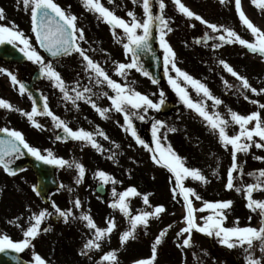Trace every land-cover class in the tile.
Instances as JSON below:
<instances>
[{
	"label": "snow or ice",
	"instance_id": "snow-or-ice-1",
	"mask_svg": "<svg viewBox=\"0 0 264 264\" xmlns=\"http://www.w3.org/2000/svg\"><path fill=\"white\" fill-rule=\"evenodd\" d=\"M227 0H219L220 4H225ZM84 9L91 13L95 18L109 27L111 35L116 43L121 44L124 56L127 62L113 61L115 74L122 78L123 83L113 79L105 70L100 62L95 60L90 52L96 51L89 45L84 48L83 44H88L84 27L79 24V17L71 12V5L67 8L62 7L57 0H16V8L29 15L30 31L32 36L27 35L19 28L15 21L9 23H0V45H11L23 55V57L32 64L38 66L39 75L47 79L54 89L59 90L62 94L63 101L71 104L79 111V102L90 107L104 120L110 118L112 112L118 113L123 117V122L116 121L122 131L131 136L136 145L142 147L150 154L151 162L165 169L169 175V183L172 185L170 191L172 199L181 204L183 215L181 223L183 226L177 232V247L183 249L192 246L193 233H200L209 238H215L220 245L228 249L237 247L243 248L245 255V264H264V260L256 258L252 252L254 243L258 242L260 251L264 253V200L254 198V192H264V169L258 172L247 173L255 178V183L245 184L243 182V166L238 160V155L243 153L247 155L252 148L264 149V103L253 96H264V87H254L249 79L241 75L226 60L218 59L217 63L223 71L230 74L239 82V87L223 79L226 89L235 90V94L243 97L252 105H256L259 110L249 114H240L232 108L227 107L226 114L216 110L224 101L216 97L211 89L201 80L196 79L187 71L178 66L177 53L167 40V35L174 31V20L166 15V0H131V4L142 9V16H138L135 9L126 11L127 19L116 14L113 8L106 6L102 0H81ZM154 3L158 5V14L154 12ZM175 10L186 20L190 22L189 26L195 28L194 22H199L207 29L211 30L214 35L205 32L202 38L196 39V44L203 43L208 46L211 44L213 50H218L225 45H239L251 54H258L264 58V29L256 26L253 21L246 15L242 0H234L235 12L242 26L246 28L254 38L252 41L242 38L234 29L210 22L202 15L198 14L187 6L183 0H171ZM251 3L264 12V0H251ZM108 4L116 5V0H108ZM118 8L119 5H116ZM5 10L0 8V22L7 20ZM154 29L158 33L157 39L160 48L163 51V69L164 76L167 78L168 85L179 98L180 102L190 111L194 112L203 122L204 126L209 129L210 133L216 136L218 142L223 148L230 151L231 164L226 173L225 189L243 193L246 200V207L250 212H256L261 217V227H226L227 211L232 207L233 201H204L203 197L193 187L186 186L185 181L192 180L201 184H208L210 181L203 172L195 167H189L186 158L181 157L171 143H164L167 140V133L178 131L176 127L169 126L165 121L149 117L150 111L160 112L165 105L166 97L163 89L159 91V100L154 101L149 95L143 94L136 90V81L129 80L130 73H140L151 80L153 85H158L159 81L153 77L141 63V56L145 52H152L151 41L154 35ZM33 39L35 43H33ZM38 49H42L54 59L77 55L80 60V67L83 74L87 77L89 85L81 86L77 80L73 86L65 81L61 72L53 65L51 60H46ZM109 58H110V54ZM107 63V60L105 61ZM0 73L5 74L13 87L18 86L21 96L27 93L32 99L31 111H24L15 108L9 101L0 98V109L15 111L26 117L30 125L39 131H45L43 124L39 123L36 117L44 116L51 120L54 129L59 130L60 134L55 136L56 141L77 142L84 147H91L98 153L104 154L109 152L107 159L117 163V153L111 149H105L99 142L98 137L105 141H110V137L99 126L94 131L85 130L84 128L73 129L69 123L56 115L48 105V98L41 96L42 107L38 106L37 100L32 96L26 84L21 82L13 72L0 67ZM174 73V75H173ZM107 88L111 90L97 93L94 88ZM189 88L194 90L199 99H193ZM152 95H156L153 93ZM105 97L110 101L109 107L99 106L93 97ZM208 101H211L209 111ZM146 119L151 120V137L152 143H146L138 134L134 121L144 122ZM91 123V122H89ZM235 127L238 130L234 134H229L228 129ZM166 130V131H163ZM5 138H0V169L9 176H16V169L11 167L14 160L19 159L25 154L32 156L35 161L43 165L53 166L57 169L75 170V184L83 183L86 168L79 161L68 160L57 156L51 149H40L32 146L25 138V135L18 130L8 127L0 128ZM116 149L120 145L115 141H110ZM154 145V146H153ZM132 145H129L131 147ZM256 160L264 161V156H254ZM135 163V161H134ZM23 170V169H22ZM235 174V175H234ZM213 175H218L213 172ZM99 179L101 187L111 183L116 185L122 181L116 180L115 177L103 170L95 173ZM131 173H129V178ZM154 178V177H153ZM240 179L239 186L236 180ZM61 188H67L69 193L74 189L63 184ZM32 191L41 195V189L32 186ZM2 192V189H0ZM151 193H141L136 186H129L122 192H117L112 188L113 200L109 207L118 211L128 219L129 228L123 231L119 236L120 246L124 247L130 240L137 238V230L143 228L147 230L150 220L160 219L162 214L167 212L164 205H152L150 203ZM140 197L144 205L148 206L150 211H139L133 214L131 209V200ZM99 198V197H98ZM179 198V199H178ZM194 201H201L202 206L196 207ZM73 207L77 210L83 208L79 198L71 201ZM51 209L47 208L38 212L28 209L30 215L27 217L28 226L20 224L23 217H16L9 220L8 223L18 227L22 231V239L13 240L7 234H0V253H23L27 249H32L31 264H50V261L35 252V243L42 234L51 230V227L42 225L50 220L54 215L61 218L65 224L72 221H80L91 233L90 238L83 243L78 254L91 259V253L100 251L102 244L110 241L112 233L116 230L117 224L114 217L106 221V227H99L91 216L90 212L81 211L80 215H75L72 208L62 210L55 201L50 204ZM208 212L206 216H197V213ZM251 220V217H249ZM202 221V223L200 222ZM173 225L163 228L155 237L151 245V256L149 258L139 259L134 264H155L158 256V248L164 242L169 230ZM97 264H119L118 250H110L104 253Z\"/></svg>",
	"mask_w": 264,
	"mask_h": 264
},
{
	"label": "rangeland",
	"instance_id": "rangeland-1",
	"mask_svg": "<svg viewBox=\"0 0 264 264\" xmlns=\"http://www.w3.org/2000/svg\"><path fill=\"white\" fill-rule=\"evenodd\" d=\"M183 2L210 22L230 27L242 38L249 41L254 39L250 32L241 25L235 12L234 0H227L225 4H220L219 0H183ZM166 4V15L170 18L174 17V19L176 16L178 17L172 25L174 31L166 37L177 53L178 66L205 83L216 97L224 101V104L220 105L216 110L224 114L227 112L226 106L240 114H249L259 110L256 105H252L248 101H245L242 96L235 94L234 89L230 91L225 88L223 79L228 80L229 83L236 85V87H239V82L230 74L223 71L217 61L218 59L226 60L236 71L246 76L254 87L261 88L264 87V59L257 54L249 53L238 44L225 45L218 50L211 48V44L214 43L211 40L208 42L207 47L202 44H194L193 39L202 37L205 32L209 33V35L214 34L199 22H194L196 24L195 28L190 27V22H186L175 10L171 0H166ZM242 6L246 15L253 23L261 29H264V12L256 8L251 3V0H242ZM0 8L5 10L6 16L8 17L7 20L0 23L7 24L9 21H15L19 25V28L27 35H33L30 31L29 15L23 11H18L15 4L8 3L4 7L0 6ZM130 9H135L137 15L142 16V9L132 5L131 1L127 0H123V10L119 16L127 19L126 11ZM154 12L156 14L159 12L158 5L155 3ZM157 36L158 33H156ZM190 38H192V42H190ZM33 43H35L34 39ZM156 46L160 57L163 59V51L159 46L158 39ZM121 61L127 62L124 53ZM64 64L66 65L68 63L66 62ZM0 67L16 74L20 81L25 79L29 80L32 73L38 69V66L32 64L30 61L22 65H9L0 62ZM56 69L59 72L62 70V68ZM162 72L164 73V69H162ZM128 78L129 80L136 81V90L149 95L154 101L159 100V91L161 89L165 93V102L175 103L177 101L178 104L169 113L161 114L160 112L150 111L148 116L154 115V118L163 120L169 126L178 129L175 133H167V140L164 143H171L175 151L181 157L186 158L187 166L200 169L210 181V183L204 185L196 181L187 180L185 181L186 186L193 187L203 197L204 201H233L232 207L227 211L226 227H261L260 215L256 212H250L245 206L246 200L244 194L242 192L238 193L234 190L229 191L225 189L226 173L231 164L230 151L223 148L216 136L211 134L209 129L204 126V122L180 102L179 98L168 85L167 78L165 77L158 85H153L147 77H144L134 70ZM39 82L36 85V89L38 90L41 89V83ZM123 82L121 78V83ZM188 90L193 99H199L194 90L191 88ZM153 93H156V95H152ZM248 95L264 103V96L256 97L251 93H248ZM0 98L9 101L15 108L31 111V99L26 94L21 96L18 91V86L13 87L10 79L3 73H0ZM207 103L209 105V111H213L211 108L212 102L208 101ZM0 117L6 119L7 127L10 129H14L18 125L24 128L27 134L26 140L32 146L42 150L51 149L57 156L63 150V148L57 146L50 127L44 125L46 130L39 131L30 125L26 117L15 111L0 109ZM36 119L38 120L37 117ZM38 122L41 123L39 120ZM75 127L76 129L84 128L85 130H89L92 127L95 128L94 126H84L79 123H76ZM99 128L101 129L100 126ZM237 130L235 127L228 129L229 134H234ZM124 138L126 139L125 135ZM254 156H264V149L252 148L247 155L243 153L238 155V160L243 166L244 175L242 179L245 184L256 182L255 178L247 175V173L258 172V170L264 169V161L256 160L253 158ZM79 162L84 164L83 157L80 158ZM128 162L130 169L133 167L136 170L138 190L141 193H151L149 197L150 203L152 205H164L167 212L162 214L160 219L150 220L147 230L143 228L137 230L135 246H131L132 240L128 242V247L123 249L121 264H134V262L131 263L133 257L136 259L135 261L149 258L151 256V245L155 237L163 228L170 224L173 227L169 230L164 242L158 248V256L155 264H213L212 261L214 258V264H245L246 253L243 248L228 249L220 245L215 238H209L200 233H193L191 247L183 250L177 247V243H182V238L178 241L176 234L183 226L181 223L183 209L180 203L172 199V193L170 191L172 185L169 183L170 174L165 169L154 165L151 162L150 154L140 146L136 148L135 152L130 154ZM130 171L128 170V172ZM213 172H217L218 175L214 176ZM107 173L113 177L116 175L110 167L107 168ZM240 183V179H237V186ZM109 184L111 188L106 189L109 192H106L104 197L113 198V186L111 183ZM253 195L255 199L264 200V192L256 191ZM194 203L196 207L202 206L201 201H194ZM130 206L132 209L133 204ZM134 210L137 213L139 211H150L151 209L144 205L142 199L138 197ZM109 213L112 214V212ZM208 214V212L197 213V216H206ZM249 217H251V220H249ZM200 222L202 223V221ZM123 224L124 229L127 230L129 228L128 219L124 218ZM114 249L115 246L113 244L112 250ZM252 254L256 258L264 260V253L260 251L258 242L254 243Z\"/></svg>",
	"mask_w": 264,
	"mask_h": 264
},
{
	"label": "flooded vegetation",
	"instance_id": "flooded-vegetation-1",
	"mask_svg": "<svg viewBox=\"0 0 264 264\" xmlns=\"http://www.w3.org/2000/svg\"><path fill=\"white\" fill-rule=\"evenodd\" d=\"M131 1V0H127ZM57 2L62 6L67 8L71 5V12L79 17L80 26L84 27L86 37L89 41L88 44H83L84 48H88L89 45L96 51L90 52L95 60L100 62L109 75L121 82V77L115 74V67L113 61L122 62L123 59V48L121 44L116 43L113 39L109 27L98 21L95 16L87 12L82 6L81 0H57ZM102 2L116 11L117 15H120L123 10V0H116V5L108 4V0H102ZM15 4L16 0H0V6H6L7 4ZM120 46V47H119ZM40 51V50H39ZM42 55L45 54L40 51ZM110 54V58L109 55ZM51 60L54 67L62 68L61 74L69 86H73L77 80L80 81L81 86H91L89 85L87 77L83 74L80 67V60L77 55L63 57L59 59H49ZM107 60V63L105 61ZM68 64H64V63ZM41 89L39 90L42 96L48 98V105L50 109L62 119L69 123V126L76 129V123L84 126H100L101 129L107 133L110 137V141H115L120 145L119 149H116L110 141H105L98 137L99 142L104 146V148L111 149L117 153V163L107 159L109 155L108 151L102 155L98 153L95 149L91 147H84L77 142L71 141L68 144L57 143L58 147L63 148L60 151L59 156L68 160L75 159L80 160L83 157L84 166L86 168V175L83 183L80 185L75 184L76 173L75 170L69 169H57L54 167L53 176L58 185V188L48 192L43 197L37 196L32 191V186H36V178L34 173L29 168H24L17 172L16 176L7 175L2 169H0V234H7L13 240L22 239V231L20 228L13 226L8 223L9 220H13L16 217H23L19 221L20 224L24 225L26 228L28 226L27 217L30 215L28 209L31 208L33 212H38L43 209H48L49 211H54L51 209L50 204L52 201L62 209L66 210L72 208L75 215H80L81 211L90 212L94 221L99 227H106V221L110 217H114L117 228L112 233L110 241L102 244V249L100 251H94L91 253V259L78 254L82 245L88 238H90L91 233L80 221H72L65 224L61 218L53 216L50 220L46 221L43 227H51V230L47 233L42 234L35 243V252L39 253L42 257L50 261V264H97L101 256L112 250L113 244L115 250H118L119 264L122 263L123 249L128 247V243L121 248L119 236L125 231L123 227L124 216L118 211H114L109 207L113 198L104 197L107 191L110 189L111 185L107 184L102 187L104 191V196L97 194V188L101 187L100 181L96 178L95 173L98 170H103L107 173V168L110 167L113 172H115V178L122 183L112 185L116 188L117 192L124 191L129 186H136L137 183V173L136 170L129 165V156L136 151L139 146L135 144L131 136L124 134L122 129L118 126L116 121L123 122V117L115 112L110 114L108 120L102 119L91 107L90 105L84 104L83 101L79 102V111H77L71 104H67L62 99V94L59 90L54 89L51 83L41 77L40 82ZM97 93L101 91H108L111 95V90L106 87L103 89L94 88ZM96 103L101 107H109L110 101L105 97L96 96L93 97ZM154 112V111H152ZM154 117V115H150ZM38 120L43 125L50 127V131L55 135L59 130L53 128L50 118L39 116ZM148 120V121H147ZM144 122L134 121L137 128L138 134L145 140L146 143H151V120L147 119ZM91 122V123H89ZM7 127V122L4 117H0V128ZM18 127V128H17ZM95 128H90L89 131H94ZM15 130L21 131L25 138L27 137L26 130L20 125L14 128ZM126 136V139L124 138ZM129 145H132L129 147ZM128 170H131L128 172ZM129 173L131 177L129 178ZM63 184L69 188L74 189L73 192L69 193L67 188H61L60 185ZM80 195V196H79ZM99 197V198H98ZM79 198L82 202L83 208L77 210L73 207L71 201ZM138 201V197L131 200L132 212L136 214L135 202ZM109 212H112L110 214ZM127 219V218H126ZM136 240H132L131 246H135ZM133 252V251H132ZM32 249H27L23 253L8 252L0 256V264H31L32 260ZM136 259L131 260V263L135 262ZM215 263V259H213Z\"/></svg>",
	"mask_w": 264,
	"mask_h": 264
},
{
	"label": "water",
	"instance_id": "water-1",
	"mask_svg": "<svg viewBox=\"0 0 264 264\" xmlns=\"http://www.w3.org/2000/svg\"><path fill=\"white\" fill-rule=\"evenodd\" d=\"M156 38L155 29L152 44V52H145L141 56V63L144 68L159 82L164 79L163 73L160 71L162 68V61L158 55V51L155 48ZM47 54V53H46ZM48 55V54H47ZM49 56V55H48ZM50 57V56H49ZM0 60L6 63H17L22 64L26 62V59L18 51V49L13 48L11 45H0ZM40 79L39 72L34 73L30 82H23L26 84L28 90L32 93V96L37 100L38 106L42 107V100L40 94L33 89V85ZM171 106L165 104L161 112H167ZM60 134V133H59ZM0 138H5L3 133H0ZM30 167L37 178V188L41 189V194L48 192L55 188V183L52 176V167L49 165H43L35 161L33 157L28 154L23 155L19 159L14 160L11 167L14 169L22 167Z\"/></svg>",
	"mask_w": 264,
	"mask_h": 264
},
{
	"label": "trees",
	"instance_id": "trees-1",
	"mask_svg": "<svg viewBox=\"0 0 264 264\" xmlns=\"http://www.w3.org/2000/svg\"><path fill=\"white\" fill-rule=\"evenodd\" d=\"M168 11V10H167Z\"/></svg>",
	"mask_w": 264,
	"mask_h": 264
}]
</instances>
